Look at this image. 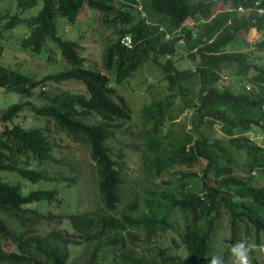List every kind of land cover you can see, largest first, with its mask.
I'll list each match as a JSON object with an SVG mask.
<instances>
[{
	"label": "trees",
	"instance_id": "trees-1",
	"mask_svg": "<svg viewBox=\"0 0 264 264\" xmlns=\"http://www.w3.org/2000/svg\"><path fill=\"white\" fill-rule=\"evenodd\" d=\"M38 1L42 7L33 16L0 15V21L6 18L3 28L25 24L29 34L23 45L38 53L47 42L52 43L69 66L35 79L0 64V88L24 98L0 112V171L15 172L33 182L75 181L74 177L30 167L34 161L38 166L46 161L60 163L52 156L47 126L26 127L16 122L30 111L37 118L52 120L72 141L87 147L95 163L102 206L66 214L58 221L61 229L42 232L37 225L55 215L26 204L58 201L57 189L24 194L20 186L0 180V264H207L215 234L225 231L234 244L252 229L255 243L260 244L264 184L257 179L264 180V147L242 131L256 127L264 134V63L259 62L260 56H251V52H264V0H118L129 9L138 7L140 14L128 29L118 30L117 38L107 46L104 69L115 70L122 81L151 62L161 69L171 96L191 92L187 83L196 77L193 128L217 123L223 136L193 138L185 134L178 136L182 137L178 142L164 144L159 132L166 121L164 102L169 105L170 100L152 99L141 113L144 126H148L144 134L147 168L160 174L171 164L203 160L202 189L163 191L154 199L134 198L124 204L127 165L113 141H119L122 125L131 121V108L111 86L106 72L86 67L78 42L62 38L56 21L63 17L73 22L83 3L105 17L115 0H16L21 10ZM218 4L223 8L216 10ZM117 16L128 23L132 18L130 12L120 9ZM188 20L196 22L191 26ZM253 30L261 37L250 43L247 37ZM128 34L131 43L125 46L123 39ZM178 46L185 48L191 66H177L174 56ZM229 66L236 82H242L238 89L222 82V73ZM65 81L81 83L86 92L62 89L45 96L40 91L37 96L43 104L29 100L35 88ZM90 116L97 120L87 121ZM240 153L245 156V178L235 172ZM255 173L260 178H255ZM66 220L69 227L64 226ZM10 221L17 230L11 228ZM169 232L176 233L179 240L172 235L171 244L165 246L163 239ZM8 242L14 249L5 247ZM76 246L89 248L84 263L71 259L70 248Z\"/></svg>",
	"mask_w": 264,
	"mask_h": 264
},
{
	"label": "rangeland",
	"instance_id": "rangeland-1",
	"mask_svg": "<svg viewBox=\"0 0 264 264\" xmlns=\"http://www.w3.org/2000/svg\"><path fill=\"white\" fill-rule=\"evenodd\" d=\"M41 7L42 1H38L36 5L21 10L18 8L16 0H0V15L4 13L8 15L18 14L26 18L37 14ZM222 8L223 6L218 4L216 10ZM118 9L130 12L132 18L129 23L126 20H119L117 16ZM138 10V7L136 9H129L122 6L118 0H115L110 13L105 17H101L99 11L93 10L86 3H83L73 22H69L63 17L56 19L58 34L64 39L78 42L77 50L85 58L86 67L106 72L110 77L111 86L119 96H122L126 100L131 108V121H126L122 125V129L118 134L119 141H113L114 149L118 152L121 149L125 155V164L127 165L124 174L125 182L122 186L124 192L122 204L134 198H138L141 201L154 199L155 194L158 193L162 194L166 192L167 194H171L172 191L179 192L181 189L200 192L202 189V180L199 176H201V169L205 163L203 160L199 159L187 164H171L160 174L147 168L144 152V134L148 126H144L141 113L143 107L149 104L152 99L169 97L170 100L169 105H166V101L164 102L166 121L161 126L159 132L161 136L160 140L164 144H168L170 141L172 143L175 140V142H178L177 139L182 138L178 136H184L185 134H190L193 138L200 137L201 134H212L216 137H223L220 125L217 123H205L197 130L193 128L194 96L197 91L196 77H193L187 83L191 92L187 95L177 93L175 96H171L166 88V82L163 80L161 69L151 62L145 63L122 81L117 79L115 70L106 71L104 69L103 56L107 46L117 38L118 30H126L135 23V18L140 14ZM5 21L6 18L0 21V64L2 66L28 74L35 79H40L48 73L68 68L69 65L62 60L61 53L54 44L47 42L45 48L36 53L29 45L22 44L23 38L29 34L27 26L20 23L7 30L3 28ZM195 22V20L187 21L191 26ZM260 37L261 33L253 30L250 32L247 40L251 43L257 41ZM242 48H244V45ZM246 50L249 49L246 48ZM251 53H253L251 56H260L259 62L264 63V52ZM174 57L177 66L182 68L191 66L184 47L178 46ZM231 67L229 66L222 73V82L233 89H238L242 82L241 80L236 82L238 79L233 75ZM62 89L76 93L86 92L84 86L75 81H65L61 84L47 83L43 87L35 88L33 91L34 95L29 100L41 105L43 104V99L37 96L40 91L45 96H50ZM21 99L24 98L16 92L0 88V112L8 105ZM86 120L96 121L97 118L90 116ZM16 122L26 127L47 126L49 138L53 144L52 156L60 161V163L46 161L41 166L36 165L34 161L30 167L35 169L45 168L51 174L75 178L74 182H50L43 179L33 182L22 178L15 172L0 171V180L20 186L21 192L24 194L34 189H57L59 193L58 201H36L26 204L27 207L35 208L46 214L51 213L55 215L49 221L37 225L42 232L61 229L58 221L66 214L89 211L102 206L97 187L95 163L91 159L85 145L72 141L69 136L55 126L52 120L37 118L30 111L22 113L16 119ZM242 133L264 147V134L256 127L242 131ZM236 162V174L245 178L247 172L245 170V156L243 153L238 154ZM188 172H194L198 175L195 177L185 176L184 173ZM255 178H260V174L255 173ZM257 180H259L260 184H264V180ZM3 217L6 220L8 218L6 215ZM9 224L12 229L17 230V226L14 223L10 221ZM64 226L69 227L67 220ZM172 235L179 240L176 233L169 232L164 236L163 245L167 246L171 244ZM240 237H242V240L247 239L254 242L256 240L252 229L249 230L247 236L242 233ZM260 244H264V235L260 237ZM232 245L233 243L229 240L225 231L215 234L210 255L221 257L222 264H232L233 258L229 251ZM5 247L14 249L9 245V242L5 243ZM70 252L71 259L78 263H84L87 260L89 248L87 246L71 247ZM252 256L253 264H264V252L255 251L252 253Z\"/></svg>",
	"mask_w": 264,
	"mask_h": 264
},
{
	"label": "clouds",
	"instance_id": "clouds-1",
	"mask_svg": "<svg viewBox=\"0 0 264 264\" xmlns=\"http://www.w3.org/2000/svg\"><path fill=\"white\" fill-rule=\"evenodd\" d=\"M232 264H253L252 253L255 251L264 252V244H257L247 239L239 240L230 248ZM188 256L185 257L187 259ZM207 264H222V258L212 255L207 258Z\"/></svg>",
	"mask_w": 264,
	"mask_h": 264
},
{
	"label": "built area",
	"instance_id": "built-area-1",
	"mask_svg": "<svg viewBox=\"0 0 264 264\" xmlns=\"http://www.w3.org/2000/svg\"><path fill=\"white\" fill-rule=\"evenodd\" d=\"M238 9H239V10H243V7H242V6H239ZM130 43H131V35H129V34H128V35H125V36H124V39H123V44H124L125 46H129Z\"/></svg>",
	"mask_w": 264,
	"mask_h": 264
}]
</instances>
